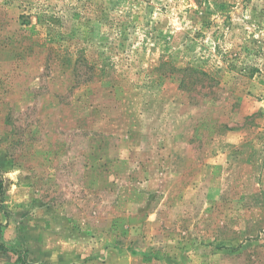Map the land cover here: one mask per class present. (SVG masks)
<instances>
[{
    "label": "rangeland",
    "instance_id": "374dc122",
    "mask_svg": "<svg viewBox=\"0 0 264 264\" xmlns=\"http://www.w3.org/2000/svg\"><path fill=\"white\" fill-rule=\"evenodd\" d=\"M0 246L264 264V0H0Z\"/></svg>",
    "mask_w": 264,
    "mask_h": 264
},
{
    "label": "trees",
    "instance_id": "16d2710c",
    "mask_svg": "<svg viewBox=\"0 0 264 264\" xmlns=\"http://www.w3.org/2000/svg\"><path fill=\"white\" fill-rule=\"evenodd\" d=\"M196 2L200 3V2H204L205 0H195ZM201 75L203 76H207L205 73H203V71H199ZM3 246H0V249L2 248ZM17 264H31V263H28L26 261V258L23 256V255H20L19 256V259L17 260L16 262Z\"/></svg>",
    "mask_w": 264,
    "mask_h": 264
}]
</instances>
